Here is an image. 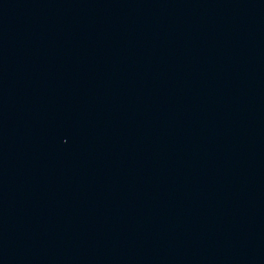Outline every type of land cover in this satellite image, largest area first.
I'll use <instances>...</instances> for the list:
<instances>
[{
  "label": "water",
  "instance_id": "95a60500",
  "mask_svg": "<svg viewBox=\"0 0 264 264\" xmlns=\"http://www.w3.org/2000/svg\"><path fill=\"white\" fill-rule=\"evenodd\" d=\"M0 264H264V0H0Z\"/></svg>",
  "mask_w": 264,
  "mask_h": 264
}]
</instances>
